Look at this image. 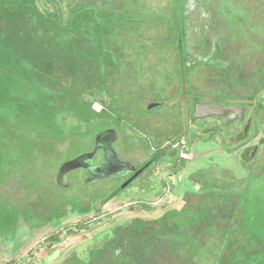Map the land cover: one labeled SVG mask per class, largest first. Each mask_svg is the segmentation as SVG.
<instances>
[{
	"label": "rangeland",
	"instance_id": "1",
	"mask_svg": "<svg viewBox=\"0 0 264 264\" xmlns=\"http://www.w3.org/2000/svg\"><path fill=\"white\" fill-rule=\"evenodd\" d=\"M120 2L96 13L102 22L96 31L102 44L99 49L106 51L101 57L110 71L102 97L105 103L93 102L91 107L100 115L91 113L94 117L87 119L77 114L74 103L72 110L64 108L68 112L63 116L48 113L30 119L26 111H18L13 120L19 124L30 120L27 128L0 134V153L9 162L17 156L29 157L31 162L28 166L23 160L13 162L17 168L27 167L9 174L14 192L1 186L7 190L6 198L15 205L16 198H25L24 193L32 195L29 206L16 204L27 211L13 204L9 207L13 213L21 212L19 230L15 241L17 231L0 229V242L8 240L0 244V264H44L43 258L55 249L61 259L66 256L68 264H81L75 260L78 247L117 227L113 232L125 235L129 250L145 246L142 264H219L227 248L228 263L264 264V107H260L264 105V0ZM57 70L78 86L95 82L92 75L80 74L76 81L75 75L64 74L62 62ZM21 89L17 88L21 97L29 94ZM192 93L249 104L255 115L251 137L237 143L226 133L211 137L216 144L206 145L205 153L208 158L215 153L216 164L201 160L196 169L193 153L187 152L189 173L184 172L181 187H172L167 180L160 195L145 203L134 205L133 199L121 195L109 200L117 180L86 184L85 172L76 169L69 173L70 185H58L60 164L92 149L96 134L105 127L118 129L114 146L121 155L138 160L147 157L144 138L152 137L154 122H159L156 134L161 137L178 130L180 101ZM160 101L167 104L150 107ZM50 121L60 132H52ZM241 131L237 129L236 134ZM49 138L51 145L46 143ZM252 143L259 148L246 159L244 149ZM40 155L49 157L32 164L33 157ZM137 216L147 222L145 227L128 223ZM53 234L61 240L51 242ZM115 239L101 237L98 248L115 247ZM139 254L135 251L133 256Z\"/></svg>",
	"mask_w": 264,
	"mask_h": 264
},
{
	"label": "trees",
	"instance_id": "2",
	"mask_svg": "<svg viewBox=\"0 0 264 264\" xmlns=\"http://www.w3.org/2000/svg\"><path fill=\"white\" fill-rule=\"evenodd\" d=\"M78 13L83 17L81 18L80 16L78 23H71L74 17L72 16L67 19L63 12L58 22L49 17H42L39 18V20L37 19L33 27L21 24V13L18 15V19L15 18L17 13L13 20L8 17L7 21H0V53L5 56L4 58H7L8 50L14 53L31 54V58H29L30 61H28L29 65L18 63L17 59L7 60L5 66L0 64V86H3L0 88V134L6 132V129L10 131L13 129L16 131L18 128L22 130L27 128L26 124L30 120L22 122L25 124H19L13 120V114L18 115V111H26L27 117L30 119L31 117H40L41 114L47 116L48 113H52L53 116H63L68 112L65 110L66 108L73 109L74 103L75 107L78 106L76 108L77 114L87 119L94 117L92 114L100 115V112L92 110L91 107L92 103L96 101L105 103L102 97L106 93L105 85L107 83V76L110 72L108 70L109 67L107 69V63H105L104 58L101 57L106 51L103 52V50H100L102 47L100 43L101 40L99 35L96 34L102 22L98 19L99 17H97L96 13L90 14H93L92 20H96L97 23L89 22L91 20H88L89 18L87 19L88 11H79ZM41 37L44 38L42 41L40 39ZM61 62L65 69L64 74L75 75L76 81L80 74L92 75L95 78V82L89 81L85 82L83 86H78L71 82L69 78L64 79L63 75H60L57 70V65H61ZM6 67H13L15 70L20 71L21 77L6 81V84H2L3 80L7 79L4 73V71L7 70ZM26 83L29 85L28 90H23L21 87H18V89L28 92L29 94L21 97L16 87ZM6 86H12V88L8 87L6 90ZM28 95H32L33 98H29ZM186 98L200 100L202 97L197 95L193 97L191 94L186 96ZM219 98L220 97L215 96L210 97L212 100H219ZM21 100L23 101L20 103ZM21 105L24 108L20 107ZM260 107L262 108L264 105L260 104ZM105 110L106 109L103 111ZM64 122L63 120V124H65ZM51 123L52 125L48 126L52 128V132H60L58 126L54 124V121ZM236 139L239 141L240 136H237ZM34 142L35 141H33V143ZM224 142L228 144L226 141ZM263 142L262 140L261 143ZM46 143L51 145V138H49ZM48 157L49 156L41 157V155L33 157L32 161L34 162H32V164L39 163L43 160L42 158L45 159ZM22 160L27 166L31 163L29 162V157L22 159V157L19 156H17L15 160H12L11 163L3 153H0V166H3L0 169V229L2 227L4 230L9 229L16 231L18 229L21 212L16 209H14L17 211H14L15 213L10 211V206L13 203L10 204L9 200L11 199L6 198L5 195L7 194L6 191L11 189V184L8 183V180H10L9 174L11 173L12 175L15 171H20L19 173H21V171L26 170L27 166L24 168L15 167V165ZM13 162H15L14 166L12 165ZM19 178H22V175ZM1 186H4L7 190L5 191ZM22 196H25V198H16L15 201H18V203L12 206L27 211V209L22 208L23 206L16 204L25 203L29 206V200L32 198V195L31 193L27 195L24 193ZM238 210H241L240 206H238ZM234 219L239 222L241 221L239 216H236ZM132 223L137 225V227H145L147 222L144 219H136ZM243 229L246 230L245 227ZM115 235V247H109L106 251L98 249L92 252L90 257L92 262L88 264H94L93 262H95V260H101L96 262V264H142V256L145 252L143 248L145 246L132 247V250H129L124 243L126 239L125 235L119 232L115 233ZM49 239L51 242H58L61 240V237L59 234H53ZM227 250L228 248L223 249L219 264H231L228 263L226 259ZM135 251L140 252L139 256H133ZM104 253L105 256L102 258ZM122 256H125L126 262H124L125 260Z\"/></svg>",
	"mask_w": 264,
	"mask_h": 264
},
{
	"label": "flooded vegetation",
	"instance_id": "3",
	"mask_svg": "<svg viewBox=\"0 0 264 264\" xmlns=\"http://www.w3.org/2000/svg\"><path fill=\"white\" fill-rule=\"evenodd\" d=\"M119 3H121L120 0H0V17H1L0 21L1 22L7 21L8 17L11 20H13L14 16L17 13H18L17 16L20 15L21 13L22 14L21 24L24 26L33 27V25L36 24L37 19L39 20V18H42V17H49L58 22L60 18L62 17L61 14L63 12L67 19L71 18L72 16L74 17L71 23L73 22L78 23V21L80 20V16L81 18H83L82 15H80L78 12L88 11L87 19L89 18L88 20H91L89 22L92 23L93 14H90V13H98L97 11L106 12L109 9H112L114 6L118 5ZM17 16L15 18L18 19L19 16L18 17ZM40 39L42 41L44 38L41 37ZM4 57L5 56L2 53H0V64L2 66H5L7 60L9 61V59L10 60L17 59L18 63L28 64L29 63L28 61H30L29 58H31V54L30 53L23 54L19 52L14 53L8 50L7 58H4ZM6 68L7 70L4 71V73L6 74L7 79L3 80L2 84H6L7 83L6 81H11L13 79H17V77H21L20 71L15 70L13 67L12 68L6 67ZM27 82H30V81H27ZM2 87L3 86H0V88ZM8 87L12 88V86H6L5 89L7 90ZM18 87H21V86L18 85L16 89ZM22 87H23V90H28L29 85L26 83L22 85ZM105 95L106 93L103 95V97H105ZM192 95L194 97L197 94L192 93ZM197 96H201L202 98L200 100L186 98L184 101H180L181 106L177 111V115L179 116L178 118H180L181 124L178 130L174 131L171 134L165 133L161 137L160 135L156 134L157 128L159 127V122H156V121L154 122L155 132L152 134V137L144 138L145 139V149H146V152L148 153L147 157L142 158L140 160L135 159V158H130V157H124L123 155H121L120 151H118L115 148L118 153L119 158H121L124 161H130L133 163V165L135 166L134 170L129 171L127 168L124 167L121 170V174H118L113 177H109L104 180H98L95 182H91V185L104 182L107 180H117L116 186L108 194L109 200L111 198H114L117 195H121L120 197L122 198L133 199L131 200V202H133L134 205L138 204L139 202L145 203V202L150 201V199H152V197H154L155 195H160L159 194L161 192L160 190H162V187L165 184H167V180H170L172 187L174 184H178L180 185L179 187H181V183L185 180V176L187 175L186 174L184 176V172L189 173L187 163H189L191 159H192V162L196 163V167H195L196 169H197V166L202 164L200 163L201 160L206 161V162L213 161L214 164H216V156H215L216 154L210 153L209 155L210 157L208 158L207 154L205 153L206 145H208V148H212L213 146H215L216 143L215 141H212V138H215L216 135L226 133L227 136L233 137L236 143L242 140L245 141L246 140L245 137H251L253 130H254V125H255V117H254L255 115L252 112L253 110H250L249 104L240 103V102L231 103V101H227V99L226 100H220V99L212 100L210 98H205L202 95H197ZM206 102L243 106L246 109L245 118L244 120L235 118L233 111H229L228 113L222 114L219 116L213 115V116H208L205 118H194L193 114L195 112L196 104L206 103ZM155 103H157V105L154 106L155 108H162L165 104H167L165 101H160V102H155ZM154 120L156 119L154 118ZM249 121H250V125H249V128L246 130V124ZM107 128H114V127L109 126V127H105L104 129H107ZM237 129L242 130L241 133L236 134ZM116 130L118 133V137L114 145L119 140V131L118 129ZM236 135L240 136L239 141L236 139L237 137ZM206 136L209 137V140H206ZM201 138H203L205 141H202ZM191 139L192 140L194 139L195 141L196 139H198V141L190 142ZM95 146L96 144L94 142L93 148L90 150H86L84 152L92 151L95 148ZM253 146H257V150H258L259 147L256 143L250 144L248 147L244 149L243 154L245 158L247 156L248 149ZM182 150H185L186 153L189 151L193 153V156L191 157L190 160L188 159V153L186 154ZM84 152L71 156L70 158L66 160L72 159ZM104 154H105L104 149L100 148L93 162L96 164H100L104 158ZM76 170L85 172L86 176L83 179V183H85V179L89 176L88 170L84 167L77 168ZM138 171L139 173L126 186L121 188V186L125 182H127L129 179H131ZM69 173H68V177H69ZM69 181L71 184L70 179ZM179 189L180 188L176 190V195L180 194ZM127 190H129V193ZM10 191H13V189L12 188L9 189V192ZM182 194H183V191H182ZM172 197H175V196H172ZM181 197L183 198L184 194ZM136 219L141 220L143 218L140 216H137L127 221H129L128 223L133 224L132 222ZM120 224H123V223H120ZM117 228H114L113 230L109 229V231L107 230L106 232H102L104 233L103 236L101 235L98 237L93 236L85 240L83 244L80 247H78V250L75 253L76 255L75 260L79 261L80 263H86V264L92 262L90 258L91 253L94 252V250L97 251L98 249H100L98 248L100 244L97 243V242L99 243L101 242L99 241V239L101 237L102 239H104V237L106 236H107L106 238L114 239L116 235L113 231L118 230ZM18 230L19 228L16 230L17 232L14 231L15 241H16V235L18 234ZM7 231L13 232V230H9V229ZM0 244L1 245L8 244V240L1 241ZM94 248H96L97 250ZM54 254H57V256L53 257L52 259H48ZM60 255H61V252L58 249H55L51 254L43 258V262L44 264L45 263L47 264H53V263L68 264V259H64V257L66 256H64L61 259ZM55 259L57 262L56 261L54 262Z\"/></svg>",
	"mask_w": 264,
	"mask_h": 264
},
{
	"label": "water",
	"instance_id": "4",
	"mask_svg": "<svg viewBox=\"0 0 264 264\" xmlns=\"http://www.w3.org/2000/svg\"><path fill=\"white\" fill-rule=\"evenodd\" d=\"M157 103H151L150 107L156 106ZM245 107L240 105L220 104L213 102L197 103L195 106L194 118H205L213 115L226 114L229 111L234 112L235 118L244 120ZM250 121L246 124V130L249 128ZM118 133L114 128H107L97 133L95 137V148L92 151L84 152L72 159L64 161L57 173L56 181L60 186L70 185L68 179V173L74 169L84 167L88 170L89 176L85 179V183L89 184L98 180H104L109 177L121 174V170L125 167L129 171L135 169V166L130 161H124L119 158L118 153L114 147V143L117 140ZM100 148L105 151L104 158L100 164L94 163V158L97 155ZM257 150V146H253L248 149L246 158H252ZM125 182L121 188L126 186L137 174Z\"/></svg>",
	"mask_w": 264,
	"mask_h": 264
}]
</instances>
